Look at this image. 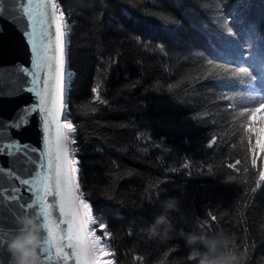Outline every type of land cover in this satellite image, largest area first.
<instances>
[{"label": "trees", "instance_id": "16d2710c", "mask_svg": "<svg viewBox=\"0 0 264 264\" xmlns=\"http://www.w3.org/2000/svg\"><path fill=\"white\" fill-rule=\"evenodd\" d=\"M59 3L69 25L67 110L79 184L97 220L90 229L112 233L115 263L199 264V242L187 238L210 224L240 251L247 243L246 264H264V181L252 192L264 154L253 169L234 116L247 86L217 79L229 74L213 67L236 60L251 40L260 70L264 0ZM97 83L106 104L92 103ZM169 198L180 199L183 220L172 212L170 236H149Z\"/></svg>", "mask_w": 264, "mask_h": 264}, {"label": "snow or ice", "instance_id": "6c2138e0", "mask_svg": "<svg viewBox=\"0 0 264 264\" xmlns=\"http://www.w3.org/2000/svg\"><path fill=\"white\" fill-rule=\"evenodd\" d=\"M227 20L231 22L232 17ZM0 21L4 22L0 23V36L6 31L4 25L11 24L29 48L30 65L19 69L28 78V86L20 91L35 97L34 102L22 106L11 121L0 124V156L10 158L7 171L0 166V193H7L6 197L0 195V264H12L8 242L21 231L20 221L26 215L35 217L43 229L39 251L42 264H115L114 260L104 259L114 255L108 242L112 233L103 232L102 242L96 229L90 230L97 220L90 204L83 198L79 161L73 155L77 128L67 110L71 80L67 68V14L59 0H0ZM256 56V49L249 40L236 51V60L213 65L220 72L229 74L228 77L218 75L217 79L235 78L247 86V103L242 104L234 116L240 121V141L243 143L246 138L253 169L261 158L258 154H264V83H261L264 82V63L257 71L253 63ZM92 92L93 104L107 103L99 83ZM33 114L39 117L43 132V147L39 150L21 144L10 135L11 130L26 127ZM258 114L260 119L257 121ZM215 142L213 137L206 146L212 148ZM18 163L24 164L19 170L23 178L16 169ZM28 163L32 167H28ZM239 163L240 160L235 161V164ZM235 164L229 167L234 168ZM10 178L23 186V193ZM259 181H264V170L259 171L253 193L260 188ZM208 215L212 221L217 220V216ZM106 227V224H99L100 230ZM206 227L208 230L198 236L213 235L217 231H213L210 224ZM233 243L236 246L235 239ZM199 245L200 252L206 250L202 243ZM247 250L245 242L243 252Z\"/></svg>", "mask_w": 264, "mask_h": 264}, {"label": "water", "instance_id": "95a60500", "mask_svg": "<svg viewBox=\"0 0 264 264\" xmlns=\"http://www.w3.org/2000/svg\"><path fill=\"white\" fill-rule=\"evenodd\" d=\"M0 23H4L0 21ZM5 33L0 36V124L11 121L22 106L34 102L35 97L32 93L27 91H20L21 88H26V80L28 79L19 69L28 67L30 65V51L26 44H24L20 34L15 30L11 24H5ZM11 137L19 140L21 144H27L30 148L42 149L43 147V132L41 122L36 114L30 118V123L23 129L10 131ZM7 142V137L4 138ZM35 158V154H31ZM15 159V158H12ZM10 158L0 156V166H3L7 171L9 167ZM24 167L23 163H18L16 169L18 174L23 178V173L19 170ZM28 167H32L28 163ZM11 179V178H10ZM11 183L21 187L23 193V186L11 179ZM0 195L7 196V193H0ZM7 200H5V203ZM27 231L21 223V231L14 236H19L22 232ZM12 236L9 240L14 237ZM12 255V254H11Z\"/></svg>", "mask_w": 264, "mask_h": 264}, {"label": "clouds", "instance_id": "9594fccd", "mask_svg": "<svg viewBox=\"0 0 264 264\" xmlns=\"http://www.w3.org/2000/svg\"><path fill=\"white\" fill-rule=\"evenodd\" d=\"M163 212L155 217L146 231L149 236L163 235L169 237L172 223L169 214L175 212L183 220V209L179 198H169L164 201ZM20 223L27 231L14 236L8 242V250L12 254V264H42L39 254L43 240V229L33 216H24ZM188 243L200 242L205 251L199 253V264H246V253L240 251L233 243V238L223 229L208 236L189 235Z\"/></svg>", "mask_w": 264, "mask_h": 264}, {"label": "rangeland", "instance_id": "374dc122", "mask_svg": "<svg viewBox=\"0 0 264 264\" xmlns=\"http://www.w3.org/2000/svg\"><path fill=\"white\" fill-rule=\"evenodd\" d=\"M257 119H260V117H259V114L257 115V117H256V120ZM91 230V229H90ZM97 234V233H96ZM98 235V234H97ZM99 236H101V235H99ZM103 237H102V242H103ZM111 250V249H110ZM112 251V250H111ZM104 259H111V260H114V256H110V257H105ZM114 262H115V260H114ZM116 264V263H115Z\"/></svg>", "mask_w": 264, "mask_h": 264}]
</instances>
